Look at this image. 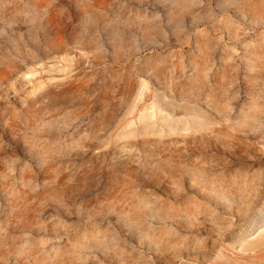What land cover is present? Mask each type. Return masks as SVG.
I'll return each mask as SVG.
<instances>
[{"label":"rangeland","instance_id":"1","mask_svg":"<svg viewBox=\"0 0 264 264\" xmlns=\"http://www.w3.org/2000/svg\"><path fill=\"white\" fill-rule=\"evenodd\" d=\"M0 264H264V0H0Z\"/></svg>","mask_w":264,"mask_h":264}]
</instances>
